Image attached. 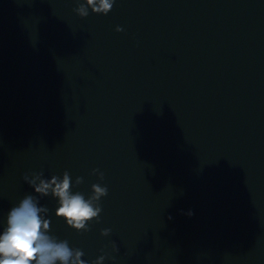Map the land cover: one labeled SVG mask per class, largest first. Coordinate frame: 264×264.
Masks as SVG:
<instances>
[{
  "label": "water",
  "instance_id": "95a60500",
  "mask_svg": "<svg viewBox=\"0 0 264 264\" xmlns=\"http://www.w3.org/2000/svg\"><path fill=\"white\" fill-rule=\"evenodd\" d=\"M81 2L0 0V230L31 194L87 264H264V0ZM65 172L79 231L24 179Z\"/></svg>",
  "mask_w": 264,
  "mask_h": 264
},
{
  "label": "clouds",
  "instance_id": "9594fccd",
  "mask_svg": "<svg viewBox=\"0 0 264 264\" xmlns=\"http://www.w3.org/2000/svg\"><path fill=\"white\" fill-rule=\"evenodd\" d=\"M115 0H83L76 8L80 17L93 13L107 15ZM117 31H122L117 27ZM101 177L103 173H100ZM24 179L39 196L51 195L57 201L55 215L77 231L86 228L101 209L93 204L107 195L108 189L100 183L92 184V195L72 190L73 180L69 173L46 177L42 173ZM82 181L83 177H78ZM42 207L33 195L27 194L7 212L0 230V264H87L81 250H74L67 241L50 235V221L42 215ZM191 215V213H189ZM110 231L105 230V233ZM99 257L97 264H102Z\"/></svg>",
  "mask_w": 264,
  "mask_h": 264
}]
</instances>
